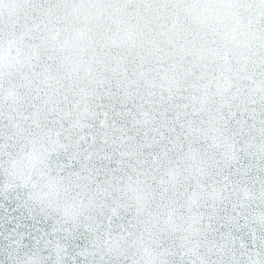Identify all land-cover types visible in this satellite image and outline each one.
<instances>
[{"label":"snow or ice","instance_id":"1","mask_svg":"<svg viewBox=\"0 0 264 264\" xmlns=\"http://www.w3.org/2000/svg\"><path fill=\"white\" fill-rule=\"evenodd\" d=\"M0 264H264V0H0Z\"/></svg>","mask_w":264,"mask_h":264}]
</instances>
